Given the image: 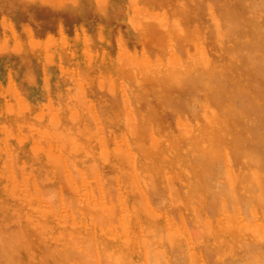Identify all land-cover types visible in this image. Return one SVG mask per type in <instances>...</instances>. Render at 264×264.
<instances>
[{"label":"bare ground","instance_id":"6f19581e","mask_svg":"<svg viewBox=\"0 0 264 264\" xmlns=\"http://www.w3.org/2000/svg\"><path fill=\"white\" fill-rule=\"evenodd\" d=\"M146 1L151 3L150 9L142 5H134L130 1H127L126 6L123 8L119 5L118 9L122 11L120 14L124 22L122 26L120 25L118 28L113 29V25H109L102 18L106 14V10H117V6L113 3V0H45L48 5L45 15L46 22H43V20L41 22L36 18L37 15L29 9L26 0H0V24L5 26L0 36V55L3 57L13 54L17 55V60L21 61L20 67L25 65V62L35 59V57H38L42 61L45 69L44 78L42 79L41 75L39 77L31 69L25 68L27 77L32 82L41 80L45 91L50 92L56 88V94L60 95V97L56 104L51 105L54 107L49 116L53 115L52 121L61 122L65 128L72 127L84 116L83 110H86V108L83 104V96L86 93H90V91H94L93 87L97 84L96 79L99 77L96 71L100 70V68L109 70L105 78L117 77L123 83V97H126L128 103L138 106V112L132 114L128 113L123 107L117 110L120 113L119 119L122 124L120 125L121 129L118 131L122 135L121 140L123 142L125 139L128 141L126 136L128 132H131V129L134 136L140 135L142 129L152 124L159 131H164L172 127V124L167 120L170 113H174L172 115L173 118L176 117L174 126L177 128L184 119L181 115H187V119L190 121L189 126L178 128L179 135H181L178 139L182 147H171L173 158L169 160V164H165L167 165L166 169H168V173L169 171L174 173V182L170 185L171 188L168 189L169 194L170 196H174L179 204L183 203L190 210L195 209L197 213H191L193 214L190 215L191 219L197 220L195 216L198 214L200 203L202 201L204 204L210 202V198L216 200L214 201L216 203L221 202L220 207H227L228 210H232L231 208L234 206L232 205L233 207L230 208L229 205L232 203H236L237 205L238 202H242L241 200L245 194L251 196L253 202L255 201L254 206L260 205L264 207V133L257 130L255 125L252 128L251 126H247L251 123L250 121L252 116L254 117V114V119L257 122L260 121L256 115L258 111H252L254 112L253 115L251 113L244 115L245 111L242 109L244 107L240 105L235 106L237 102L235 103L234 100L237 98V90L240 87L252 88V91L259 95L262 92L261 90H264V0ZM11 9L19 10L17 12L18 16H9ZM159 10H162L163 17L156 16V20L159 17V21L156 24L152 18L156 13L159 14ZM66 15H71L77 21L72 34L66 31L70 29L64 24V17ZM97 15H99L98 18ZM175 16L179 17L176 23L172 21ZM27 19L40 24H35L31 29H27L25 25V23H28L26 22ZM92 21L101 23L97 28L93 29L94 33L89 32L93 26L89 29L86 25V23L92 25ZM48 22L53 25L49 26ZM108 22H111V20L108 19ZM10 24L12 25L11 27L9 26ZM35 28L38 30L37 33H35ZM84 28L89 29L88 33H86ZM58 33L60 35L57 36ZM43 34H45V38L40 43L39 39ZM90 34L96 36L95 41L94 37ZM172 39L175 40L174 47L175 50L180 52V55H175L171 52L172 54L170 53L166 57V64L168 66L164 72V80H168L169 83H153L148 89L141 87V76L143 75L141 71L146 65L159 61L161 57H157L158 53H154V55H151L153 57H150L149 51L145 52V57H139L133 50L134 45L137 42H142L144 45L156 42L164 46L163 43L166 44L167 40L170 41ZM85 43L90 45L89 50L83 49ZM94 44L97 45L94 46ZM191 47L193 50H191ZM213 58L219 61V66L216 68H211L209 65V62ZM53 65L57 66L54 67ZM9 71L12 73L11 70ZM184 71H189L187 77L180 75ZM146 76L148 78L147 81H152L151 79L155 80L153 72L147 73ZM81 77L85 78L84 82H82ZM174 79H176L175 82L179 83H173ZM61 80L63 82H71V84L62 87L60 84ZM73 80H77L78 82L75 83ZM191 80L194 81L192 85L196 86V91L193 93H197V98L193 96V93L191 96H187V93V95L182 93L183 88L186 86L184 84L191 83ZM54 81L57 84L53 85ZM105 82L107 81L105 80ZM176 85H179L177 86L178 88ZM191 86L190 88H192ZM109 88H112V82L109 83ZM243 92L245 93V91ZM244 98L246 99V97ZM67 100L70 101L71 108L75 107L79 111L76 115H67ZM250 105L252 106L253 104ZM25 107H21V109L20 107L17 108L18 112L20 111L24 114L23 108L26 109ZM29 107L32 106L30 105ZM263 108L261 107L262 111L260 109V112L264 114ZM34 118L37 120L35 124L38 125L44 121L38 112L34 113ZM191 121L193 122L191 123ZM240 123L244 124L243 127L245 126V128H237L236 126ZM259 124L261 123L259 122ZM259 126L261 128V125ZM175 136L173 135L174 138L171 140L173 145H175V141L173 140L177 138ZM167 143L168 137L162 136L156 141V148L159 151L165 150ZM146 145L148 146V144ZM165 151L168 152V149ZM155 152L151 150L150 154ZM144 155L147 156L146 153ZM222 155L227 156L229 164L226 165V171L224 170L222 173L221 171L217 172V175L216 172L214 173V170L218 163H215V167L213 166L214 162ZM106 156V150L100 152V159L102 161L107 160ZM230 157H235L236 160L234 159V161ZM222 158L220 157V159ZM230 161L235 162V165L233 166V163L231 164ZM89 163L86 169L91 174L92 171H90L89 167H91L92 163ZM139 163L143 162L139 161ZM13 164L15 163L13 162ZM93 164L95 165V162ZM145 164L140 172L146 182H148L151 178L150 176L153 175L154 167L152 163L147 162ZM119 166L123 167V164L119 163ZM0 167H2L1 164ZM218 168L221 169V166ZM155 171H159V167L155 168ZM204 173L207 174L206 177ZM214 174L217 175L215 178L212 176ZM208 176L213 181L208 179ZM216 180H219L220 183L218 184L219 181L217 182ZM212 182H217L213 184L215 186L216 184L217 186L222 184V186L218 187L219 190L215 186L211 188L213 186ZM214 188L217 189V192ZM244 200L247 202L249 199L247 200L246 198ZM217 204H214L216 208L219 207ZM243 205L242 208L246 207V204ZM242 208L243 213L245 208ZM209 209L205 206L204 210L206 214L210 212ZM215 210L212 211L215 212ZM246 211L250 213L244 212L246 217H243V219L252 221L253 218L246 214H252L250 208ZM135 215H138L137 219L140 221L147 220L140 213L134 212ZM237 215V211L234 209L227 215V218L221 219L219 222H206L197 226V231L195 230L196 227H189V229L191 228L195 231L191 232V235L193 234L192 238L204 237L202 243L212 240L214 249L219 250L218 254H221V251L227 253V251L230 252V250L234 249L242 252L241 260L237 262L227 258L228 262H234L232 264H249L253 261L255 262L254 264H264V221L262 222L261 220L252 224L245 220L240 224V219L242 218L236 219ZM131 217L133 218V216ZM207 217H209V214ZM54 221L57 224L61 223V219L59 218H56ZM6 222L8 223L7 220ZM140 224L144 226L143 222ZM23 225L20 228L22 229L21 233L17 231L14 234L18 239L16 243L23 238L21 234H27L30 231L36 236L38 246L45 243L48 236L44 233L40 235L36 225L30 226L29 224L26 225V223ZM96 229L98 230L99 227H96ZM72 230L75 232L76 228ZM141 230L143 232L142 228ZM171 232L173 234L176 233L175 230H171ZM61 234L62 236L66 235ZM106 234L105 232H96L95 238L98 241L95 244L96 249H104V252H99L100 255L102 253L106 254L111 258L112 264H120L121 259L127 254V249H129L128 244L133 246L132 241L135 237L125 240L123 237H118L115 234L110 233V236ZM178 234L179 232L176 235ZM14 235L12 234V236ZM143 236L144 239L140 240L139 238L137 240L140 253L148 257V264L159 263L165 256L164 253L161 256V251L164 249L163 246H160L156 242V237H154L156 240L153 239L154 244H152L151 241L153 240L149 236ZM178 236L181 237L180 234ZM11 238L9 237V240L3 242L1 245L3 250L10 249L9 245H13L12 243L15 239L13 241ZM27 239L25 237L23 240ZM28 240L25 242L26 248L19 245L17 246L18 250L26 249L27 252H31L36 243L30 238ZM6 242L10 244L7 245ZM102 243H106V245L100 247ZM46 246H48L47 243ZM184 246L181 248H188ZM206 246L204 247L206 248ZM12 247L15 248L14 245ZM12 247L10 251L14 250ZM53 249H59L60 251H58L65 255L64 249H61V247H53ZM186 251L188 253V250ZM14 252L11 253L14 255ZM132 252L135 251L133 250ZM48 254L51 255V252ZM48 254L46 253V255ZM9 256H6V259L15 262L12 257L8 258ZM65 256L68 258V254ZM6 259L3 261L6 262ZM164 260H162L163 264H165ZM57 261L59 262V260ZM68 261L66 259V262ZM197 261L198 259L192 255L189 264H198ZM19 263L17 262L16 264ZM60 263L65 264L64 261Z\"/></svg>","mask_w":264,"mask_h":264},{"label":"rangeland","instance_id":"374dc122","mask_svg":"<svg viewBox=\"0 0 264 264\" xmlns=\"http://www.w3.org/2000/svg\"><path fill=\"white\" fill-rule=\"evenodd\" d=\"M26 1L29 9L37 15L36 18L40 21L43 20V22H46L47 19L45 15L48 5L45 0ZM127 1H130L134 5H142L148 9L151 7V3L146 0H113V3L117 6V10H106V14L102 16L104 21L111 26L113 25V29L123 25L124 20L120 14L122 11H119L118 6L121 5L123 8L126 6ZM18 11L11 9L9 16H18ZM103 12L105 13V11ZM158 13L159 14L156 13L152 18L153 22L156 24L159 21V17H163L162 10H159ZM26 14L29 15L27 12ZM89 14L93 15L92 13ZM98 16L99 15H97V18ZM156 16H159L157 20ZM108 19L111 20V22H108ZM178 20L179 17L175 16L172 21L176 23ZM113 21H115L114 24ZM26 22H28L27 24L25 23L27 29H31L35 24H40L30 19H27ZM48 24L49 26L53 25L50 22H48ZM64 24L66 27L70 28L66 30L67 33L72 34L77 21L71 15H66L64 17ZM99 24L101 23H97V21H92V25L86 23L89 29L92 26L93 27L91 28V31L88 28H84V30L86 33H88V30L90 33H94L93 29L97 28ZM9 26L11 27L12 25L10 24ZM4 29L5 26L0 24V36ZM35 30V33H37L38 30L36 28ZM58 35H60V33H58L57 36ZM92 36L95 41L96 36ZM44 38L45 34L40 37V43L43 42L42 40ZM170 41L167 40L166 44L163 43L164 46H161L156 42L149 43V45L137 42L134 45L133 50L139 55V57H145L144 54L147 51L150 52V57H153L151 55H154V53H158V58L161 57L159 58V61L146 65L141 71V74H143L141 76V87H146V89H148L153 83H169L168 80H164V72L168 66V64H166V57L169 56L171 52L175 55H180V52L175 50V40L172 39ZM96 45L97 44H94V46ZM83 49L89 50L90 45L85 43ZM191 50H193V48ZM17 57L18 56L15 54L8 57L0 55V164L2 165V167H0V264H11L12 262L13 264H16L17 262L19 263L21 259L22 261L19 264H22V262L23 264L26 262V264L29 262L30 264H61V261H64L65 264H112L110 257L103 253L100 255L99 252H104V249H96L95 244L98 241L95 236L97 231L102 233L105 232L109 236L110 233L115 234L118 237H123L125 240L133 237L136 238L132 241L133 246L128 244L129 249H127V254L121 259L122 261L120 264H148V257L142 255L137 246V240L139 238L140 240L144 239L143 235L149 236L152 240H156L154 237L157 238L156 242L164 248L161 251V256H163L164 253L165 260L163 258L162 260H164L165 264H189L192 255L198 259V264H232L235 261L237 262L241 260L240 258L243 253L240 251L235 249L230 250V252L227 251V253L221 251V255L220 253L218 254V249H214L212 240L202 243L204 237L200 236L197 239L192 238L193 234L191 235V232L193 233L195 231L191 228L196 227L195 230L197 231V226L206 222H219L221 219L227 218V215L234 209L238 214L236 219L242 218L240 219V224L246 220L243 219V217H246L244 212H249L246 211L249 208L252 214L250 215V212L246 214L253 219L251 218L252 221H246L252 224L260 222L261 220L263 222L264 207L260 205L254 206L255 201L253 202L251 196L245 194L243 195L244 198L241 200L243 203L238 202L237 205L236 203L229 205L230 208L234 206V209L231 208L232 210H228L227 207H220L221 202H217L220 204L218 205L214 202L216 200L210 198L211 203L207 202L204 204L203 201L200 203L198 214L195 216L197 220H194L190 218V215L197 213L195 209L190 210L184 206L183 203L179 204L174 196H170L169 194L168 189L171 188L170 185L174 182V173H171L170 171V174L168 173V169H166L167 165L165 163L169 164V160L173 158L171 147H182L178 139V137L181 136L179 135L178 128L181 126H189L190 121L187 119V115H181L184 119L181 121L180 126L176 128L174 126L176 117L173 118L172 115H174V113L169 114L168 112L169 115L167 120L172 124V127L167 128L164 131H159L158 128L152 124L142 129L140 131L141 134L138 136H134L131 129V132H128L126 136L128 141L125 139L123 142L121 140L122 135L118 131L121 129L120 125L122 124L119 119L120 113L117 112V110L118 108L123 107L128 113L132 114L138 112V106L128 103L126 97H123V83H121L117 77L105 78L109 70H103L100 68V70L96 71L99 77L96 79L97 84L93 87L94 91H90V93H86L85 96H83V104L86 108V110H83L85 113L84 116L81 117L72 127L65 128L61 122L52 121L53 115L49 116L54 107L51 105L56 104L60 97V95L56 94V88L50 92L45 91L41 80L32 82L27 77V71L25 68L31 69V71L39 75V77L41 75V78H44L43 74L45 69L42 61L38 57H35V59L25 62L26 64L20 67L19 64L21 61H18ZM218 64L219 61L214 58L209 62L211 68H216L219 66ZM53 66L56 67L57 65ZM9 70H11L12 73H10ZM151 72L155 74V80L151 79L152 81H147L148 78L146 75ZM188 72L189 71H184L180 75L187 77ZM81 80L84 82L85 78L81 77ZM105 80L107 82H105ZM73 81L75 83L78 82L77 80ZM175 81L176 79H174L173 83H179ZM110 82H112L111 89L109 88ZM192 82L194 81L191 80V83L189 82V84L192 85ZM105 83H107V86ZM52 84H57V82L54 81ZM60 84L64 87L71 84V82H63L61 80ZM189 84H184L186 86L182 90L183 94H188H186L187 96H191L192 93L196 91V86H191ZM177 86L179 85H176V87ZM181 86L183 85L181 84ZM190 86L193 89L190 88ZM245 88L246 87H240L237 90L236 97L238 99H234L235 103L237 102L235 106L240 105L241 107H244L242 108L246 112H244V115H249L250 113L253 115L254 112L258 111L256 115L259 117L260 121L257 122L254 119L255 114L254 117L250 115L252 116L250 121L252 124L248 122L251 125L248 124L247 126H251L252 128L255 125L257 130L261 132L263 131L264 133V114L260 112L261 107H264V90H261L262 92L259 95L253 92L252 88ZM243 91H245V93ZM196 94L197 93H193V96H196ZM197 97L198 95L195 98ZM244 97H246V99ZM67 102V115H76L79 111L75 107L71 108L69 100H67ZM250 104L255 105L251 106ZM30 105L32 107H29ZM19 107L20 109L21 107L26 108H23L24 112H22L24 114L20 111L18 112L17 108ZM36 112H38L41 115V119L44 120L40 125L35 124V121L37 120L34 118V113ZM252 120L254 121V124ZM192 122L193 121H191V123ZM259 122L261 124H259ZM243 125L244 124L240 123L236 127L245 128ZM259 125H261V128ZM54 133H57L58 136L57 134L54 135ZM173 135H176L175 137H177L173 140L175 141V145H173L171 141L174 138ZM162 136L168 137V143L166 144L168 152L165 151L166 149L159 151L156 148V141ZM146 139L147 141H145ZM139 143L141 144L140 146ZM146 144H148V146ZM103 150L107 151L106 161L100 159V152ZM151 150L156 152L150 154ZM145 153L147 156L144 155ZM220 157H223L222 159H224V162ZM220 157L214 162L213 166H216L215 163H218L217 167L221 166V169H217L216 167L217 170H214V173L216 172V174L220 171L221 173L224 172V170L226 171V165L229 164L226 155ZM231 158H233L232 160L235 159V157H230V159ZM11 160L15 164L12 165L13 162ZM139 161H142L143 163H139ZM89 162L92 163V165H90L91 167H89L90 171H92L91 174L88 172L89 170L86 169L87 165L89 166L90 164ZM93 162H95V165ZM147 162L152 163V166L154 167L152 172L153 175L150 176L151 178L153 176V178L148 180L147 176L148 182H146L140 172ZM16 163L18 164L16 165ZM119 163H122L123 167H120ZM232 163L234 166L235 162H231V164ZM10 165H12V167H10ZM158 167L159 171L156 172L155 168ZM222 167H224L223 171ZM98 172L99 174L97 175ZM204 175L205 177L207 176L206 173H204ZM217 175L214 174L212 176L215 178ZM207 178L210 179L209 176ZM210 180L213 181V179ZM217 182H212V185ZM127 183L128 185H126ZM219 183L220 181L218 184ZM220 185L222 186V184ZM220 185L217 186L216 184V186L213 185L211 188L215 186V188L217 187L219 190L218 187ZM217 189H215L216 192ZM246 198L247 200L249 199L247 202H252L251 204L248 203L250 205L244 200ZM214 204H217L220 208H216V205ZM242 204H246V207L242 208ZM205 206H207L208 209L211 208L208 213L209 217H207L208 214L205 213ZM241 208H245L243 213ZM212 210L217 212L215 213ZM134 212L140 213L142 217H146L147 220H138V215L134 216ZM131 216H133L134 219ZM200 216L203 218H200ZM211 217L214 219L212 220ZM56 218L61 219L60 224H57L54 221ZM141 222L144 223V226L140 224ZM25 223L30 226L36 225L40 235L44 233L48 236L44 244L42 243L38 246L36 242L37 238L32 231L27 234H21L23 238L20 237V241L16 243L18 239L14 234L17 233V231H20L21 233L22 229L20 228H22V225ZM96 227H99V229L97 230ZM189 227L191 228L189 229ZM73 228H76L75 232H73ZM141 228L143 229V232ZM171 230H175L176 233L173 234ZM178 232L181 237L178 236L179 234L176 235ZM11 233L15 237L12 236ZM61 233L66 235L62 236ZM27 236L31 240H34V243H36L35 247L31 252H27L26 249H19L20 252L18 253L19 250L17 246L20 245L24 247L26 245L25 242L29 239H27ZM158 236L160 237L159 239ZM7 237H13L11 238L13 241L15 239L12 243L15 248L12 247L13 245H9L10 249L11 247L14 249L13 251H10V249L3 250L1 248L3 242L9 240ZM25 237L27 240H23ZM154 240L151 241L152 244H154ZM6 243L7 245L10 244L8 242ZM46 243L49 247L46 246ZM104 245H106V243L100 244V247ZM181 245H185L188 248H181ZM204 246H206L207 249ZM53 247H61V249H64L65 255L68 254V258L60 253L59 249H53ZM132 249L135 252H132ZM186 250H188L189 254ZM5 251L10 252H7L6 256L10 255L8 258L12 257L15 262L6 259ZM11 252H14V255L17 253L19 258L17 254L15 255L17 257L15 258ZM45 252L47 254L51 252V255L48 254V256ZM28 254L30 255L29 257ZM43 255L44 257H42ZM45 255L47 259L45 258ZM215 256L219 258L217 259ZM4 258L6 259V262H4ZM227 258L234 262H228ZM66 259L69 261L66 262ZM57 260H59V262ZM162 260L160 261L161 264H163ZM254 263L255 262L253 261L249 264Z\"/></svg>","mask_w":264,"mask_h":264}]
</instances>
